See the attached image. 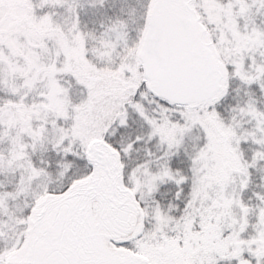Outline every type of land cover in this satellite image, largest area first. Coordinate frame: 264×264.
Here are the masks:
<instances>
[{
  "label": "snow or ice",
  "instance_id": "1",
  "mask_svg": "<svg viewBox=\"0 0 264 264\" xmlns=\"http://www.w3.org/2000/svg\"><path fill=\"white\" fill-rule=\"evenodd\" d=\"M0 264H264V0H0Z\"/></svg>",
  "mask_w": 264,
  "mask_h": 264
}]
</instances>
